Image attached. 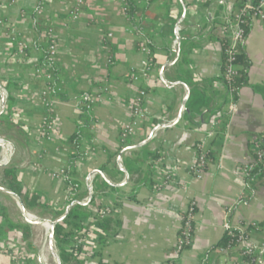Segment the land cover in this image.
<instances>
[{
	"label": "crops",
	"instance_id": "crops-1",
	"mask_svg": "<svg viewBox=\"0 0 264 264\" xmlns=\"http://www.w3.org/2000/svg\"><path fill=\"white\" fill-rule=\"evenodd\" d=\"M133 1L138 26L121 11L118 0H82L75 18L74 0H0V86L12 98L0 133L14 145L11 166L21 189L40 202L30 211L44 219L60 207L64 212L67 189L60 171L72 152L68 139L76 130L80 103L100 94L88 111L92 121L83 129L81 141V150L88 154L76 172L82 198L88 195L84 178L90 170H100L114 184L94 174L92 187L99 197L84 210V224L97 222L92 214L96 207L112 209L103 219L105 231L97 232L104 243L87 249L84 260L163 264L175 244L180 215L193 201V242L179 264H199L207 255L210 264H231L238 258L235 252L222 255L213 250L225 234V224L245 227L253 242L264 240V169L249 184L241 174L243 165L254 159L253 142H264V20L253 19L245 37L247 84L238 90L231 112L220 78L219 0ZM178 23L179 41L172 50ZM48 32L57 45L52 63L59 70L60 96H51L55 129L50 139H41L40 94L47 83L35 68ZM11 37L28 48L22 62L14 54ZM144 48L150 52L152 71L147 80L133 81L130 74L140 69ZM186 86L190 95L181 110ZM137 88L146 90L147 118L128 142H121L119 131L130 118L129 103ZM178 113L180 120L170 126ZM213 119L219 126L210 136ZM165 123L166 128L154 131L156 136L142 145L151 130ZM202 141L207 166L197 179L188 166ZM129 146L133 148L126 150ZM175 164L177 179L168 183L165 177ZM9 223L0 216V264H14L3 248L21 246L23 241L21 235L14 237ZM253 223L261 224V229H250Z\"/></svg>",
	"mask_w": 264,
	"mask_h": 264
},
{
	"label": "built area",
	"instance_id": "built-area-1",
	"mask_svg": "<svg viewBox=\"0 0 264 264\" xmlns=\"http://www.w3.org/2000/svg\"><path fill=\"white\" fill-rule=\"evenodd\" d=\"M75 5L72 10V16L75 18L82 6V0H74ZM121 11L125 13L127 11V0H118ZM219 4L222 6L221 10V20L216 25V31L222 42V51H223V60L221 65V73L220 78L222 81L230 84L233 80L238 78L241 73L239 67L236 63L237 54L239 53L241 45L245 40V30L244 24L246 23L247 18L250 20L259 19L264 20V0H257L255 4H252L251 1L245 0L244 4L240 8H236L235 0H219ZM179 29L180 26L175 28L174 30V44L173 50H175L176 45L179 41ZM111 36V34H108ZM48 44H49V57L48 60L52 63V57L57 50V45L52 38L50 32L47 34ZM11 40L15 42V51L17 59L22 62L25 60V57L28 53V48L22 42L16 41L14 37H11ZM145 57L140 62L139 70H132L130 77L133 81L139 80V78H143L147 80L151 71H152V59L150 56V52L147 48H144ZM110 61V60H108ZM53 64V63H52ZM35 73L44 76L46 80V87L41 92V98L44 106V113L42 115L41 123L38 127V136L41 139H50L54 129H55V119H54V104L51 99L52 89L51 82L52 76L48 71L43 70L41 67L35 68ZM230 91L234 90L233 87L229 88ZM104 91H106L104 89ZM3 94L7 97L4 90ZM146 96L145 88H137L136 93L130 100V118L124 123L119 131V138L121 142H128L130 138L136 133L139 128L141 122L146 120L147 114L144 109V99ZM101 98L100 94L89 97L86 100V111H89L95 101H99ZM228 109L233 112L235 111V102L231 95H229L228 101ZM166 124V123H165ZM170 124V122H169ZM211 128L208 131L210 136L215 135L217 128L219 126V122L217 119H213L210 123ZM156 132H153L150 138H154L156 136ZM0 144L2 145V149L0 152V161L2 160V156H6L8 160V164L10 163L12 156L14 154V145L8 141L7 139L0 137ZM197 154L194 161L188 166V171L194 178L201 179L204 170L207 166V151L204 148V142H199L196 145ZM253 151H254V159L245 163L241 169V174L245 178L249 171L260 161L263 157V152L261 150L260 142H253ZM87 152H83L82 160L76 161V165L82 162L87 156ZM119 166H121L119 160ZM177 170L178 164L173 165L166 178V182L174 183L177 179ZM60 174L63 175V170L60 171ZM92 174L89 178V186L91 189L92 199H96L99 197L98 193L93 190L92 187ZM78 204L82 206H86L87 204V196L78 201ZM110 206H98L93 209V216L95 220L104 219L109 216L111 213ZM194 202L191 201L187 205L184 212L180 215V226L178 230V234L176 237V241L174 246L169 250L166 255L163 264H179L182 252L190 247L193 242V234L195 228L194 221ZM78 221V220H77ZM76 221V222H77ZM85 222H81V230L77 231L78 236H75L76 246L81 247V252L79 254L80 259H84V254L87 249H91L92 247L98 244V231L90 229L91 225L84 224ZM250 227L255 230L261 229L256 223L250 225ZM225 234L234 236L235 241L233 246L220 247L218 252L222 255H228L232 252H235L237 255V259L231 260V264H264L263 254H264V240L260 242H253L251 238H249L246 228L241 226L238 228H231L228 224H225ZM3 250L10 256L16 258L19 254L20 250L24 249L21 246L9 245L3 248ZM20 258V256L18 257ZM24 258V257H22ZM13 263H16L12 260ZM256 262V263H255Z\"/></svg>",
	"mask_w": 264,
	"mask_h": 264
},
{
	"label": "trees",
	"instance_id": "trees-1",
	"mask_svg": "<svg viewBox=\"0 0 264 264\" xmlns=\"http://www.w3.org/2000/svg\"><path fill=\"white\" fill-rule=\"evenodd\" d=\"M153 0H145L147 4L151 3ZM245 0H235V6L236 8H240L244 4ZM252 4H255L257 0H252ZM127 11L124 13L129 21L132 22L134 26H138L137 21L135 19V6L133 0H127ZM250 18H247L246 23L244 24V30H245V37L247 36L248 32L250 31V25H251ZM138 28V27H137ZM42 48V55L39 59V67H41L43 70L48 71L51 73L52 76V82L51 89L52 94L60 96L58 93V80H59V70L48 60L49 57V44L46 43L43 45ZM236 63L239 67L241 75L233 80L230 84H227L226 82L222 81L225 90H226V97L228 98L229 95L232 96L233 100L235 101L238 95V90L241 86L247 84V70L250 65V61L248 57L246 56L243 44L240 47L239 53L237 54ZM233 87L234 90L230 91L229 88ZM7 101H8V109L7 113L5 114L4 119H8V113L10 112V105L12 103V98L9 94H7ZM86 101H82L80 103L79 109H80V115L79 119L77 121V127L75 132L69 137L68 141L71 145L72 152L69 155L65 166L63 168V177L65 179L66 183V201L67 203L75 202L76 207L82 208L83 206L78 204V201L82 199L83 194L80 193L81 189V181L79 180L76 172V161L82 160L83 158V151L81 150V141L83 138V129L88 127L92 121V117L90 116L89 112L86 111ZM3 119V120H4ZM0 123H2V121ZM261 150L263 152V157L260 161L257 162V164L252 168V170L249 171L248 175L244 178L246 184H249L250 180L253 178V176L260 174L262 170L264 169V142L259 139ZM254 155V153H253ZM8 164V163H7ZM2 165V166H8L3 170L2 173V183L3 185L9 187L10 189L15 190L18 192L27 207L31 210L35 205H40L39 201L37 199H32L26 192H24L20 185L19 181L17 180V170L13 166L9 165ZM91 199V203H92ZM51 209V208H50ZM57 210L52 211L53 218L56 216ZM87 216L86 212L84 210H79L77 208H70L68 211L67 216L63 220L62 224H58L55 227V233H54V240L56 247L58 250L66 255L71 261L72 264H88L84 259L79 258V254L81 252V247L76 246L75 242V236H78L77 231L81 230V222L83 221V218ZM38 217V216H37ZM40 218V217H39ZM78 220V221H77ZM77 221V222H76ZM33 225V224H31ZM262 227L261 224H258ZM9 229H12L15 232V238L19 235L23 236L24 234H30L28 226L24 227V230H22L20 227L15 226L13 224L8 225ZM250 229H254L252 227H249ZM20 229V230H18ZM92 230L97 231L99 229L101 232L105 231L106 225L104 223L103 219L97 220V222L93 225H91ZM235 241L234 236L226 235L224 234L220 241L217 243V245L213 248V250L218 251L220 247H227V246H233ZM98 243L101 245L104 243V238L99 235ZM70 263V264H71ZM96 264H106L99 260ZM199 264H210V257L204 256L201 258Z\"/></svg>",
	"mask_w": 264,
	"mask_h": 264
},
{
	"label": "water",
	"instance_id": "water-1",
	"mask_svg": "<svg viewBox=\"0 0 264 264\" xmlns=\"http://www.w3.org/2000/svg\"><path fill=\"white\" fill-rule=\"evenodd\" d=\"M185 14L186 13L184 11V16H185ZM179 26H180V24L178 23V24H176L175 28H177ZM175 28H174V30H175ZM171 44H172V50H173L174 34H172V37H171ZM2 91H3V88L0 86V104H2V108L0 110V120L5 116V114L7 113V109H8L7 97L3 94ZM189 95H190V91H189V88L186 86V97H185V100H184V102H183V104L181 106V110L184 108V105H185ZM180 118H181V113H178L175 118L170 120V126L175 125L180 120ZM166 127H167L166 124H160V125L156 126L153 130H151L148 133L147 137L142 142V145L147 142V140L149 139L150 135L154 131L163 130ZM132 148H133L132 146H129V147L126 148V150L132 149ZM0 150H3L1 144H0ZM123 151H121L118 154V156H117L118 163H119V159H120ZM10 165H12L11 162H10ZM6 167H8V166L0 165V171H3ZM122 171L124 172V170H122ZM92 174H96V175L100 176L102 178V180H104V182H106L108 184H111V185H114L109 180L106 179V177L104 176V174L100 170H90V172H88L86 178H84V184L86 185V189H87V192H88L86 206L80 208V207H76L75 206V202L67 203L66 204V209L64 210V212H62V208L60 207L57 210L56 216L54 218H51V219L47 220L49 222V228H48V231L46 233L45 244H46V249H47L48 253L51 255V257H52V259H53L55 264H62L60 256H59V253L57 252V248H56L55 240H54L55 227L58 224H62V222L65 219V217L67 216L68 211H69L70 208L73 207V208H77L79 210H85V209H87L90 206L92 195H91V189H90L88 180H89V178H90V176ZM125 178L128 179L127 174H125ZM0 191L1 192H7V193L12 195L16 199L18 207L20 209V212H21L22 216L24 217L26 225L28 226L29 231L31 233L32 232L31 231V229H32V225L31 224L33 222V224L35 225V218H38V217H35V216H33L32 214L29 213L30 216H31V219H29V217L27 216V210L30 211V209L27 207V205L25 204V202L23 201L21 195L18 192H16L13 189L4 187L2 185H0Z\"/></svg>",
	"mask_w": 264,
	"mask_h": 264
},
{
	"label": "rangeland",
	"instance_id": "rangeland-1",
	"mask_svg": "<svg viewBox=\"0 0 264 264\" xmlns=\"http://www.w3.org/2000/svg\"><path fill=\"white\" fill-rule=\"evenodd\" d=\"M1 136L12 143V141L8 137V135L0 133V137ZM0 152H1V150H0ZM7 163H8V160L6 159V162L2 163L1 165H5ZM0 185L7 187V186L3 185L1 177H0ZM7 188H9V187H7ZM28 212L35 217L40 216L39 214H36L32 211H28ZM0 216H2V218H4L5 220H8L10 222V224H13L15 226L20 227L22 230H24V227L27 226L26 222L24 220V217L22 216V214L20 212V209L18 207L16 199L12 195H10L9 193L1 192V191H0ZM51 218H53V216L52 217H46L47 220L51 219ZM31 231L32 232L30 234H24L22 236L23 241H22L21 247L24 249V251L20 250L19 254L17 255L18 257L20 256V258L17 257L16 260L17 261L20 260L21 264H42L40 259H39L40 248H41L43 239L46 237V235L44 236V231H43L42 225L39 223L38 224L35 223V225L33 224ZM46 251H47V249H46ZM57 252L59 253L62 264H70L71 263V261H69L68 257L66 255L62 254L58 250V248H57ZM22 257H24V258H22ZM46 259H47L48 264H55L51 255L48 253V251L46 253ZM12 260L14 262H16L15 257L11 256V261ZM18 263L19 262H16L14 264H18Z\"/></svg>",
	"mask_w": 264,
	"mask_h": 264
},
{
	"label": "bare ground",
	"instance_id": "bare-ground-1",
	"mask_svg": "<svg viewBox=\"0 0 264 264\" xmlns=\"http://www.w3.org/2000/svg\"><path fill=\"white\" fill-rule=\"evenodd\" d=\"M2 108V104H0V110ZM6 159L7 157L6 156H2V160L0 161V165L2 163H5L6 162ZM27 216L29 217V219H31V216L29 214V212L27 211ZM35 223H39L42 225V228H43V231H44V236L46 235L47 231H48V228H49V222L47 221V219H44V218H35ZM33 224V222H32ZM46 244H45V238L43 239V242H42V245H41V248H40V256L43 261H44V264H48L47 262V259H46Z\"/></svg>",
	"mask_w": 264,
	"mask_h": 264
}]
</instances>
